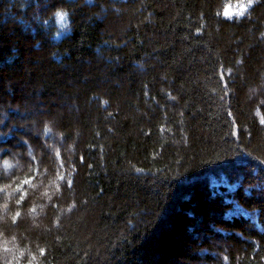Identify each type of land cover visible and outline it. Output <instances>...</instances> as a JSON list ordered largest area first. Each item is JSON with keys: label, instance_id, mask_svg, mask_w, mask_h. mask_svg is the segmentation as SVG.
Returning a JSON list of instances; mask_svg holds the SVG:
<instances>
[{"label": "trees", "instance_id": "trees-1", "mask_svg": "<svg viewBox=\"0 0 264 264\" xmlns=\"http://www.w3.org/2000/svg\"><path fill=\"white\" fill-rule=\"evenodd\" d=\"M246 1L0 0V264H264Z\"/></svg>", "mask_w": 264, "mask_h": 264}, {"label": "rangeland", "instance_id": "rangeland-1", "mask_svg": "<svg viewBox=\"0 0 264 264\" xmlns=\"http://www.w3.org/2000/svg\"><path fill=\"white\" fill-rule=\"evenodd\" d=\"M251 4V0H248L246 1L245 3L241 4V5H236V6H232V7H229L226 9L224 15L227 16V17H230V18H234V17H237V16H242L246 10L248 9V7L250 6ZM25 117V116H23ZM4 118V116H3ZM23 132V135H30V134H33L32 131H30L29 129L27 128H24L21 130ZM37 134L35 133L34 136H36ZM19 140L22 142L21 138H19Z\"/></svg>", "mask_w": 264, "mask_h": 264}]
</instances>
